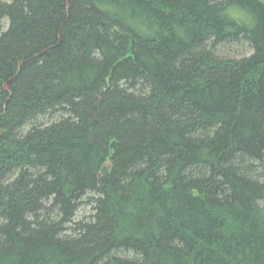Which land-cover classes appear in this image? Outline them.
Instances as JSON below:
<instances>
[{
    "label": "trees",
    "instance_id": "obj_1",
    "mask_svg": "<svg viewBox=\"0 0 264 264\" xmlns=\"http://www.w3.org/2000/svg\"><path fill=\"white\" fill-rule=\"evenodd\" d=\"M0 264H264V0H0Z\"/></svg>",
    "mask_w": 264,
    "mask_h": 264
},
{
    "label": "rangeland",
    "instance_id": "obj_2",
    "mask_svg": "<svg viewBox=\"0 0 264 264\" xmlns=\"http://www.w3.org/2000/svg\"><path fill=\"white\" fill-rule=\"evenodd\" d=\"M243 52H244V50H243ZM86 212H90V209H89V208H87ZM81 214H83V213H81ZM81 214H80V215H81Z\"/></svg>",
    "mask_w": 264,
    "mask_h": 264
}]
</instances>
